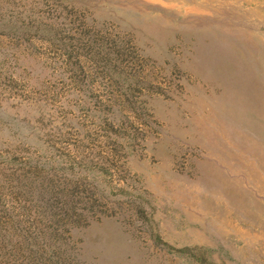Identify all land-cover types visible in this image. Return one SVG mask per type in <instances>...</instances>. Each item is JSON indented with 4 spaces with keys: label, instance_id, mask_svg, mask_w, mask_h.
<instances>
[{
    "label": "rangeland",
    "instance_id": "374dc122",
    "mask_svg": "<svg viewBox=\"0 0 264 264\" xmlns=\"http://www.w3.org/2000/svg\"><path fill=\"white\" fill-rule=\"evenodd\" d=\"M0 264H264V0H0Z\"/></svg>",
    "mask_w": 264,
    "mask_h": 264
}]
</instances>
